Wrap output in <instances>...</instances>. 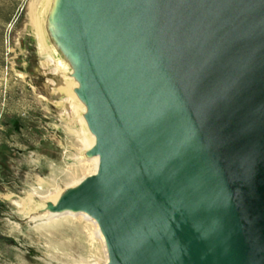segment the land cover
Segmentation results:
<instances>
[{
    "label": "water",
    "instance_id": "95a60500",
    "mask_svg": "<svg viewBox=\"0 0 264 264\" xmlns=\"http://www.w3.org/2000/svg\"><path fill=\"white\" fill-rule=\"evenodd\" d=\"M52 8L99 158L52 209L97 222L105 264H264V0Z\"/></svg>",
    "mask_w": 264,
    "mask_h": 264
},
{
    "label": "rangeland",
    "instance_id": "374dc122",
    "mask_svg": "<svg viewBox=\"0 0 264 264\" xmlns=\"http://www.w3.org/2000/svg\"><path fill=\"white\" fill-rule=\"evenodd\" d=\"M34 1L0 0V264L90 263L92 256L104 258L93 222L75 217L78 227H88L91 235L85 243L87 254L80 260L76 232L71 234L68 226L49 230L54 220L33 228L34 223L16 212L19 202L24 201L27 208L32 193L38 197L37 192H47L46 181L63 182L64 174L72 182L79 171H88L87 163L69 168L66 161L83 143L70 121V135L66 133L59 118L62 109L48 103L50 73L41 66L32 33ZM62 119L69 120L68 116Z\"/></svg>",
    "mask_w": 264,
    "mask_h": 264
},
{
    "label": "bare ground",
    "instance_id": "6f19581e",
    "mask_svg": "<svg viewBox=\"0 0 264 264\" xmlns=\"http://www.w3.org/2000/svg\"><path fill=\"white\" fill-rule=\"evenodd\" d=\"M55 1L56 0L34 1L31 8L33 26L32 33L35 37L36 44L39 50L41 66L48 69V72L50 73V77L47 79L50 86V100H48V103L52 104L53 107H57V110L58 108L62 109L58 110L61 113L59 118L65 124L64 128L66 130V133L69 134L67 127L69 126L68 122L70 121L74 130L77 132L79 139L82 140L83 143V147L80 150H75L74 153L67 156L66 161H69L70 163L69 168L81 163H87L88 171L87 168L84 171L85 174H82L81 171H79V174L77 175L78 178L72 182H69L64 174L61 175L62 178H64L63 182L52 180L50 183H48L46 181L47 185H45L44 187H46L47 192H37L38 197L34 196V194L32 193L33 198L27 201V208L24 201L19 202L17 203V208H19L16 212L20 217L23 218V220H26L28 223H34V226H32L33 228H36V226H38L39 224L46 223L52 220H54V222L50 224L48 229L68 226L70 230H73L71 234H73V232H76L74 234L76 235V238L80 237L79 241L76 240V242L81 246L79 257L80 260L84 259L87 254V248L85 244L86 241L87 243H89L91 239L89 228L78 227L77 222L75 221L77 220V218L75 217L83 216L85 221L93 222V224L95 225V235L101 241L104 258L101 259L96 256H92V261L90 263L82 264H105L107 262V253L104 243V236L100 231L97 222L85 212L52 209L57 204L58 200L68 190L77 187L86 177L96 172L99 160L97 155L90 157L87 156V152L94 145L95 139L92 133L89 131L85 119V115L87 112L85 102L74 91L79 87L78 79L73 76L74 72L76 71L75 62L70 56L69 51H67V49L61 42H58L56 40L57 42L53 43L48 39L47 28L50 30L52 36H55L57 39H61V25L51 20L52 15H54L52 3ZM55 94H57L56 96H58L60 99L57 100L56 96H54ZM62 116H68L69 120L66 119V121H64L62 119ZM61 146L64 147L62 143ZM65 148L66 147H64V149ZM38 186L40 189V185ZM72 219L74 221H72ZM73 264H78V262L74 261Z\"/></svg>",
    "mask_w": 264,
    "mask_h": 264
}]
</instances>
